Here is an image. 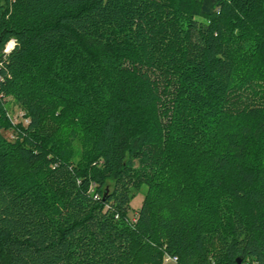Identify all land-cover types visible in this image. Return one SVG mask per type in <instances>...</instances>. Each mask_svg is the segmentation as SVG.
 Returning a JSON list of instances; mask_svg holds the SVG:
<instances>
[{
    "label": "trees",
    "instance_id": "trees-1",
    "mask_svg": "<svg viewBox=\"0 0 264 264\" xmlns=\"http://www.w3.org/2000/svg\"><path fill=\"white\" fill-rule=\"evenodd\" d=\"M8 98L0 264H264V0H0Z\"/></svg>",
    "mask_w": 264,
    "mask_h": 264
},
{
    "label": "rangeland",
    "instance_id": "rangeland-1",
    "mask_svg": "<svg viewBox=\"0 0 264 264\" xmlns=\"http://www.w3.org/2000/svg\"><path fill=\"white\" fill-rule=\"evenodd\" d=\"M13 40H10L8 43H11ZM7 43V44H8ZM6 111H7V117L10 121V127L7 129H3L0 131L1 136L4 137L5 140L9 142H14L18 139V126L21 125L24 127L25 120L17 117V113L19 110L16 108V105L13 102L12 98H8L6 101ZM152 156L155 161H158L161 159L162 154L160 152V145L154 144V146L151 149ZM147 187L146 185H138L131 189V200L129 202V206L127 209V213L129 218L133 219L135 218V215L138 211V209L141 206V203L143 201V198L145 196ZM164 259V258H163ZM169 264H176V262L169 263Z\"/></svg>",
    "mask_w": 264,
    "mask_h": 264
},
{
    "label": "built area",
    "instance_id": "built-area-1",
    "mask_svg": "<svg viewBox=\"0 0 264 264\" xmlns=\"http://www.w3.org/2000/svg\"><path fill=\"white\" fill-rule=\"evenodd\" d=\"M8 44H10V47L8 46ZM6 46H5V49H4V54H9V52L12 50L14 44H11V43H8ZM17 117L21 118V119H24L25 120V124L28 123V120L24 118L23 114L21 112H18L17 113ZM176 258L175 257H171L169 255H165L164 256V259H163V264H169V263H173V262H176Z\"/></svg>",
    "mask_w": 264,
    "mask_h": 264
},
{
    "label": "water",
    "instance_id": "water-1",
    "mask_svg": "<svg viewBox=\"0 0 264 264\" xmlns=\"http://www.w3.org/2000/svg\"><path fill=\"white\" fill-rule=\"evenodd\" d=\"M240 262H241L240 260H237V264H240Z\"/></svg>",
    "mask_w": 264,
    "mask_h": 264
},
{
    "label": "clouds",
    "instance_id": "clouds-1",
    "mask_svg": "<svg viewBox=\"0 0 264 264\" xmlns=\"http://www.w3.org/2000/svg\"><path fill=\"white\" fill-rule=\"evenodd\" d=\"M14 43H15L14 41L11 42V44H14Z\"/></svg>",
    "mask_w": 264,
    "mask_h": 264
},
{
    "label": "bare ground",
    "instance_id": "bare-ground-1",
    "mask_svg": "<svg viewBox=\"0 0 264 264\" xmlns=\"http://www.w3.org/2000/svg\"><path fill=\"white\" fill-rule=\"evenodd\" d=\"M8 46L10 47V44H8Z\"/></svg>",
    "mask_w": 264,
    "mask_h": 264
}]
</instances>
